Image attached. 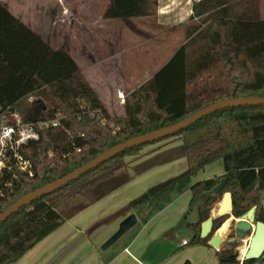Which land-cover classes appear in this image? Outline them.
Here are the masks:
<instances>
[{
	"label": "trees",
	"instance_id": "trees-1",
	"mask_svg": "<svg viewBox=\"0 0 264 264\" xmlns=\"http://www.w3.org/2000/svg\"><path fill=\"white\" fill-rule=\"evenodd\" d=\"M231 1L193 4L192 22L184 25V43L129 93L132 101H124V116L107 111L68 54L50 47L0 3V115L17 112L21 122L33 123L37 133V139L28 140L18 150L29 162L32 175L13 166L0 173V213L23 195L134 137L169 127L218 101L264 98V18L257 12L234 11ZM157 6V0H111L103 18L117 19L131 29L134 19L154 20ZM32 96L36 99L28 101ZM58 115L57 127L37 126ZM166 140L177 144L157 148L154 155L133 167L135 174L184 158V176L194 177L220 160L224 174L195 183L190 208L221 179L225 184L219 194L232 196V212L214 219L207 238L199 234L208 213L188 225L194 232L192 244L207 246L229 216L240 218L252 207H258L257 220L264 223V106L226 108L172 136L128 149L60 188L53 196L71 207L63 215L50 195L19 209L0 224V264L17 261L70 216L125 183V158ZM165 185L147 191L132 205L146 202ZM214 199L210 196L204 205ZM231 252L219 248L216 256L226 258ZM260 260L264 264V253Z\"/></svg>",
	"mask_w": 264,
	"mask_h": 264
},
{
	"label": "crops",
	"instance_id": "crops-1",
	"mask_svg": "<svg viewBox=\"0 0 264 264\" xmlns=\"http://www.w3.org/2000/svg\"><path fill=\"white\" fill-rule=\"evenodd\" d=\"M199 1L201 0H157L156 18L151 21L145 32L146 35H150L146 39L157 40L172 35L182 39L184 43V25L192 22L190 21L192 6ZM110 2L111 0H100L102 5L100 40L108 41L110 38L113 40L116 35L119 42L120 21L103 18ZM0 3L16 15L11 9V3L6 4L5 0H0ZM229 5L234 11L256 12V0H232ZM58 12H62V8L57 7L55 3L52 6L50 23H56ZM42 39L44 40V37ZM51 39L55 46L50 47L64 51L74 60L107 111L124 116L123 85L118 86L112 76L105 75L100 80L99 94L81 68L79 56L69 48L70 39L65 38L62 42L61 38L54 35ZM106 45L108 46H104L109 50L100 58V72L111 73L120 70V63L117 62L119 47L118 52H115L113 43ZM79 46L81 50L87 48L86 43ZM133 90L135 88L127 93ZM148 148L151 150L148 154L136 159L134 163H128V180L125 183L70 216L56 230L11 264H216L217 249L210 246V241L207 246L192 244L194 232L188 225L195 224L200 219L196 211L199 203L195 204V208H190L191 188L197 182L222 175L224 168L219 172L202 176L205 169L214 164L212 163L194 177L184 176L187 164L174 163L184 159L181 158L135 174L133 167L154 155L158 147ZM162 185L165 186L146 202L132 205V202L147 191ZM129 215L135 217V225L111 247L101 250L103 243L116 232L119 223ZM93 225L96 227L90 230ZM183 241L187 243L183 245ZM200 252H204L206 256L203 260L199 258Z\"/></svg>",
	"mask_w": 264,
	"mask_h": 264
},
{
	"label": "rangeland",
	"instance_id": "rangeland-1",
	"mask_svg": "<svg viewBox=\"0 0 264 264\" xmlns=\"http://www.w3.org/2000/svg\"><path fill=\"white\" fill-rule=\"evenodd\" d=\"M7 2L9 4L11 3V9L16 15L12 14L19 18L33 32L42 38L44 37V40L50 46H55L53 45L54 41L51 39L52 35L61 38L62 42H64L65 38H69V48L72 49L74 54L79 56L78 59L81 68L84 69L86 77L99 94L100 80L105 75L112 76V79H114L118 86L121 87L123 85L125 89L124 98L127 101H132L127 92L133 88H138L157 72L183 41L172 35H166L157 40H152L151 38L146 39L150 37L145 32L150 27L152 20L137 19L133 20V28L131 29L120 22L121 35L119 42L117 41L116 35L113 40H111L112 38L108 41L100 40V14L102 8L100 0H5L6 4ZM55 3L57 7L62 8V12H58L57 21L55 24H52V22L50 23L51 10ZM256 12L259 13L261 18H264V0H256ZM85 43L87 44V48L81 50L82 48L79 45ZM110 43L115 45V52H118L119 47L117 62L120 63V70L118 69L111 73L100 72V58L109 50L105 46H108L106 44ZM35 99L36 97L32 96L28 98V101ZM15 114L17 117H9L6 121H21V115L17 112ZM176 144L177 142L175 140H166L149 146L167 149ZM149 146L142 148L135 156L125 158V161L134 163L136 159L151 151L148 148ZM174 163H186V160L181 159ZM222 168L221 161H216L211 167L204 168L205 171L202 176H207L212 172H219ZM222 175L213 178L215 179ZM53 195L55 193L50 195L51 200L58 203L56 196ZM214 197L215 199L208 206V208L212 207L213 210L208 213L207 217L216 218L215 210L221 202L222 195L219 194ZM261 205L264 206V203H261ZM57 206L56 210L62 215L64 214V209L69 210L71 208L67 203H58ZM192 208H195V205ZM225 222L228 227L227 232L223 236L225 237L226 235L228 238V235L233 233L234 225L238 222V218L229 216ZM98 229L100 232V227ZM250 235L251 232H248L244 236L237 238L236 245L239 258L242 257L241 253L243 252L242 254H244L246 251ZM226 237L223 238L222 243L227 241ZM205 257L204 252H200L199 258L203 260Z\"/></svg>",
	"mask_w": 264,
	"mask_h": 264
},
{
	"label": "water",
	"instance_id": "water-1",
	"mask_svg": "<svg viewBox=\"0 0 264 264\" xmlns=\"http://www.w3.org/2000/svg\"><path fill=\"white\" fill-rule=\"evenodd\" d=\"M244 106H264V98H239L231 100H223L213 103L197 112L191 116L181 120L180 122L173 124L169 127L162 128L145 135L134 137L126 142L118 144L82 167L76 169L72 173L40 188L34 192L23 195L21 198L16 200L11 206L5 209L0 213V224L5 222L11 215L18 212L22 207L30 205L37 199L42 198L43 196H48L58 191L60 188L66 186L68 183L75 181L80 176L84 175L86 172L96 168L97 166L105 163L106 161L115 158L116 156L122 154L128 149L138 147L144 144L152 143L164 139L166 137L172 136L179 131L193 125L195 122L201 120L203 117H206L216 111L223 110L226 108H236ZM225 184V179H221L219 183L214 186L210 191L202 193L196 200L198 202L199 198L217 196L223 189ZM233 203L232 196L229 192L222 194L221 202L217 205L215 210L216 218H224L232 212ZM213 210L212 207L205 208L200 210L196 208L198 219H201L202 216L206 213H210ZM256 207L250 208L244 215H242L238 222L234 225V230L236 231L237 237H242L246 233L251 232V235L248 240L247 248L242 256V261H256L261 259L264 253V223L256 221L255 218ZM214 217H208L206 220L200 223V234L201 239L207 238L212 230ZM136 223V219L133 215L125 217L118 225L116 232L111 235L101 246V250H106L111 247L122 235H124L129 229H131ZM218 231V230H217ZM216 231V233H217ZM216 233L210 239V246L217 249L222 244L223 239H218ZM230 240L229 242H231ZM237 254L230 257V259H236ZM256 264V263H254Z\"/></svg>",
	"mask_w": 264,
	"mask_h": 264
},
{
	"label": "built area",
	"instance_id": "built-area-1",
	"mask_svg": "<svg viewBox=\"0 0 264 264\" xmlns=\"http://www.w3.org/2000/svg\"><path fill=\"white\" fill-rule=\"evenodd\" d=\"M121 102L123 98L121 97ZM9 117H17L15 113H3L0 115V173L11 171L12 166L21 172L31 176L30 164L24 160L18 150L28 140L37 139V133L33 129V123H22L21 121L7 122ZM59 115L51 121L37 123L39 128H55L58 126ZM13 162V163H10ZM187 242L183 241L185 245Z\"/></svg>",
	"mask_w": 264,
	"mask_h": 264
},
{
	"label": "flooded vegetation",
	"instance_id": "flooded-vegetation-1",
	"mask_svg": "<svg viewBox=\"0 0 264 264\" xmlns=\"http://www.w3.org/2000/svg\"><path fill=\"white\" fill-rule=\"evenodd\" d=\"M204 193V192H203ZM202 194V193H201ZM200 194V195H201ZM199 195V196H200ZM198 196V197H199ZM209 197H202V198H199V200H198V202H196L198 205H197V207L198 208H200V210H203V209H205V208H208V206L206 207L205 205H204V203H205V201L208 199ZM197 200V199H196ZM257 215H258V207L256 206V221H258L257 220ZM239 219V218H238ZM227 220V219H226ZM225 220V221H226ZM225 237H226V235H225ZM224 237V238H225ZM227 238V237H226ZM237 236H236V231L233 229V233H231V234H229L228 235V238H227V241L226 242H224V243H222L221 244V246H220V249H224L225 247H227V248H229V249H231L232 250V252H231V254L230 255H228L226 258H218L217 257V262H216V264H223V263H237V264H243V262L244 261H242V257L241 258H239L238 257V253H237ZM230 240H232L231 242H229ZM219 249V248H218ZM235 254H237V257H236V259L234 260V259H230V257L231 256H233V255H235ZM254 263H256V264H263L262 262H261V260L260 259H257L256 261H252V263L251 264H254Z\"/></svg>",
	"mask_w": 264,
	"mask_h": 264
},
{
	"label": "bare ground",
	"instance_id": "bare-ground-1",
	"mask_svg": "<svg viewBox=\"0 0 264 264\" xmlns=\"http://www.w3.org/2000/svg\"><path fill=\"white\" fill-rule=\"evenodd\" d=\"M212 216H213V215H212ZM227 227H228V226L226 225L224 228L222 227L221 229H219V230L217 231L216 235H217V238H218V239H223V238H224L223 235H224L225 232H227ZM242 253H243V252H242ZM242 253H241V256L244 255V254H242Z\"/></svg>",
	"mask_w": 264,
	"mask_h": 264
}]
</instances>
